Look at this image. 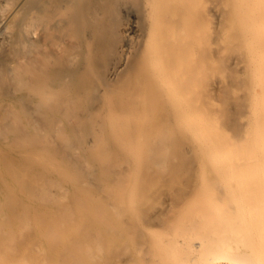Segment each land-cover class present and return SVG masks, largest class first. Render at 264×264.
<instances>
[{"label":"bare ground","instance_id":"obj_1","mask_svg":"<svg viewBox=\"0 0 264 264\" xmlns=\"http://www.w3.org/2000/svg\"><path fill=\"white\" fill-rule=\"evenodd\" d=\"M0 264H264V0H0Z\"/></svg>","mask_w":264,"mask_h":264}]
</instances>
